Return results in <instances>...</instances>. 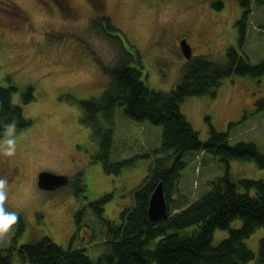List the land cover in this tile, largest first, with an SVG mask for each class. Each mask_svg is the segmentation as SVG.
Masks as SVG:
<instances>
[{
    "label": "rangeland",
    "instance_id": "obj_1",
    "mask_svg": "<svg viewBox=\"0 0 264 264\" xmlns=\"http://www.w3.org/2000/svg\"><path fill=\"white\" fill-rule=\"evenodd\" d=\"M251 9L241 42V0H0V85L18 88L14 101L32 119L31 126L17 130L16 155L0 158V175L12 182L10 199L22 205L15 209L19 224L0 249L49 237L64 249L87 248L97 258L104 249L103 219L121 222L122 211L134 204L133 192L158 156L163 127L133 120L119 106L113 123L101 122L113 129L107 171L91 128L81 122L79 101L99 98L110 81L98 61L116 60L115 44L92 29L94 18L111 17L126 48L140 56L136 66L145 84L170 92L189 61L181 49L183 40L191 46L192 57L223 63L227 49L235 48L254 65L264 61V6L253 1ZM27 87H33L34 99L23 104ZM263 98L264 75H232L221 81L215 96L187 97L181 111L203 141L214 127L228 134L229 144L250 142L264 152ZM184 160L179 196L189 202L211 190L212 181L227 168L219 156L204 151L188 152ZM228 168L235 181L264 180V169L253 161L232 159ZM42 171L66 175L69 182L55 191L41 189ZM107 195L110 199L98 217L90 204ZM241 226L238 219L230 227ZM229 234V229H217L213 243ZM262 237L264 227H259L245 242L258 253ZM14 264H22L16 250Z\"/></svg>",
    "mask_w": 264,
    "mask_h": 264
},
{
    "label": "trees",
    "instance_id": "obj_2",
    "mask_svg": "<svg viewBox=\"0 0 264 264\" xmlns=\"http://www.w3.org/2000/svg\"><path fill=\"white\" fill-rule=\"evenodd\" d=\"M253 1L264 6V0H241L244 7L239 20L241 42ZM223 5L217 3L219 8ZM91 27L115 44L116 60L112 64L98 61L110 81L99 98L79 101L81 122L91 128L107 171L113 129L103 127L102 123H113L119 106L133 120L150 121L163 127L161 145L155 151L158 156L154 157L149 174L133 192L134 204L122 211L121 222L115 224L103 219L105 239L101 245L104 249L97 258L89 256L87 248L64 249L44 237L35 244L0 249V264H14L15 250L22 264H248L254 260L256 264H264V237L260 239L258 253L245 242L257 228L264 227V180L235 181L228 168L230 160L236 159L253 161L264 169V152L250 142L231 145L228 134L214 127L210 138L203 141L181 111V103L189 96H215L216 88L226 77L249 75L260 79L264 75V61L254 65L235 48L227 49L223 63L197 55L185 64L177 86L170 92H162L145 84L142 70L136 66L141 63L140 56L137 58L126 48L111 17L94 18ZM5 80L7 83L9 78ZM17 91L15 85H0V119L15 121L20 131L31 126L32 119L25 117L23 105L15 103ZM33 91V87H27L22 93L23 104L34 99ZM260 105L264 108V98ZM202 151L219 156L226 164V172L212 181V189L202 197L192 202L180 200L179 183L187 166L184 155ZM122 165L123 162L117 164ZM160 182L164 185L168 211L152 222L148 213L150 198ZM109 199L107 195L90 204L98 217H102ZM82 214L81 211L76 216L78 221ZM238 219L242 226L231 228V223ZM217 229H229L230 234L214 244Z\"/></svg>",
    "mask_w": 264,
    "mask_h": 264
},
{
    "label": "clouds",
    "instance_id": "obj_3",
    "mask_svg": "<svg viewBox=\"0 0 264 264\" xmlns=\"http://www.w3.org/2000/svg\"><path fill=\"white\" fill-rule=\"evenodd\" d=\"M16 137L17 125L15 121L5 122L0 119V158L8 159L16 155ZM11 183L6 175H0V243L8 240L20 222V215L15 209L22 205L20 202L10 199Z\"/></svg>",
    "mask_w": 264,
    "mask_h": 264
},
{
    "label": "water",
    "instance_id": "obj_4",
    "mask_svg": "<svg viewBox=\"0 0 264 264\" xmlns=\"http://www.w3.org/2000/svg\"><path fill=\"white\" fill-rule=\"evenodd\" d=\"M181 49L187 59L192 58V48L183 40L181 43ZM69 178L66 175L56 174L51 171H42L38 174V186L41 189L47 191H55L59 188L66 186L69 182ZM168 211V204L165 196L164 185L162 182L153 191L150 204H149V218L152 222H157L164 217Z\"/></svg>",
    "mask_w": 264,
    "mask_h": 264
}]
</instances>
